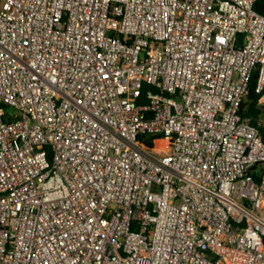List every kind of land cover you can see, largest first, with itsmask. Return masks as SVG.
I'll return each mask as SVG.
<instances>
[{"label":"built area","instance_id":"2783aa9c","mask_svg":"<svg viewBox=\"0 0 264 264\" xmlns=\"http://www.w3.org/2000/svg\"><path fill=\"white\" fill-rule=\"evenodd\" d=\"M256 1L0 0V264H264Z\"/></svg>","mask_w":264,"mask_h":264},{"label":"trees","instance_id":"16d2710c","mask_svg":"<svg viewBox=\"0 0 264 264\" xmlns=\"http://www.w3.org/2000/svg\"><path fill=\"white\" fill-rule=\"evenodd\" d=\"M255 9L257 12L264 15V0H257L255 3ZM256 78V73H254L249 83L248 94L246 95L242 103V107L244 108V116L258 117L261 113V111L255 107L257 100V95L254 93ZM147 88L148 86L144 84L143 91ZM251 124L257 127L262 140H264V123H259L256 119H253L251 120Z\"/></svg>","mask_w":264,"mask_h":264}]
</instances>
